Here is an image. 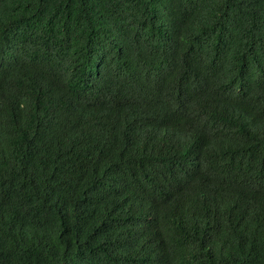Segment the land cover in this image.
Masks as SVG:
<instances>
[{"label":"trees","instance_id":"trees-1","mask_svg":"<svg viewBox=\"0 0 264 264\" xmlns=\"http://www.w3.org/2000/svg\"><path fill=\"white\" fill-rule=\"evenodd\" d=\"M0 264H264V0H0Z\"/></svg>","mask_w":264,"mask_h":264}]
</instances>
